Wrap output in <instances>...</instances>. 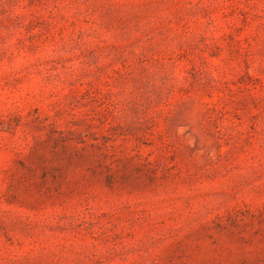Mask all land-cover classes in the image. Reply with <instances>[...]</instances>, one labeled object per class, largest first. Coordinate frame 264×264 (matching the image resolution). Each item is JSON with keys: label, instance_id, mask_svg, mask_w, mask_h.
I'll return each mask as SVG.
<instances>
[{"label": "rangeland", "instance_id": "obj_1", "mask_svg": "<svg viewBox=\"0 0 264 264\" xmlns=\"http://www.w3.org/2000/svg\"><path fill=\"white\" fill-rule=\"evenodd\" d=\"M0 264H264V0H0Z\"/></svg>", "mask_w": 264, "mask_h": 264}]
</instances>
